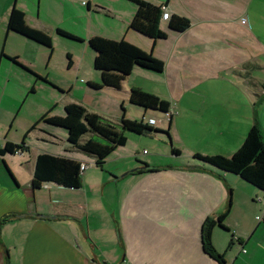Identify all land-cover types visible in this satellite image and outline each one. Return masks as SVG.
<instances>
[{"label":"crops","instance_id":"crops-1","mask_svg":"<svg viewBox=\"0 0 264 264\" xmlns=\"http://www.w3.org/2000/svg\"><path fill=\"white\" fill-rule=\"evenodd\" d=\"M124 1L131 5L98 4L106 16L116 21L114 26L103 29L104 38L124 40L150 52L163 62L164 68L156 73L136 67L122 81L119 90H99L110 96L112 107L118 100L120 107L125 101L131 105L128 102L131 88L169 103L165 120L155 121L150 115L147 120L153 119V127L167 131L168 138L180 135L187 156L191 157L190 163H184L179 169L186 172L172 173L173 178L169 179L175 186L171 197L177 199L186 217L172 225L135 226L128 224L125 207L117 202L114 207L108 202L114 197L120 199L116 186L124 179L144 174L135 173L140 165L123 166L122 161L134 158L141 165L160 167L152 157H138L140 142H132L135 145L132 150H121L123 153L115 156L121 148L118 147L101 168L95 166L98 171L90 169L93 158L68 146L64 130L41 125L42 131L35 134L37 144L25 142L29 151L0 156V264H216L202 250L201 226L205 219L224 213L223 225L228 230L214 227L211 239L215 250L223 254L225 264H264V193L238 176L194 158L195 154L231 156L243 143L255 118L264 139V46L255 38L251 23V17H264V4H255V0H144L164 7L170 16L184 17L190 22L187 30L177 33L168 29L167 21H162L160 28L166 38L152 41L127 28L135 5ZM44 2L0 1V24L4 33L0 65L2 61L9 63L10 57L22 65L17 66L34 80L27 94L36 93L39 83H55L39 73L33 62L27 63L24 59L26 48L32 51L31 47L37 48L39 44L7 32L11 9L22 11L32 28L56 35V30L61 29L78 37L69 27H62V18L49 21L41 17ZM91 8L88 4L86 15L98 12ZM93 36L99 35H90ZM6 47L10 52L5 51ZM98 76L99 80L92 78L89 83L100 82ZM48 106L43 114L52 109L51 115L58 116L53 106ZM85 107L98 116L100 124L117 131L122 117L132 121L140 118L127 116L126 110L119 114L98 111L87 104ZM142 111L141 120L145 122L147 111ZM125 136L133 140L142 135L126 133ZM6 142L18 143L3 137L0 149ZM177 142L172 139L175 148L181 150ZM41 153L89 165L82 175L81 187L64 188L45 182L34 188L35 159ZM105 164L109 166L107 170ZM181 229L191 230L192 236L185 241L172 240L173 232ZM227 235L229 242L232 236L237 239L229 248Z\"/></svg>","mask_w":264,"mask_h":264},{"label":"rangeland","instance_id":"rangeland-1","mask_svg":"<svg viewBox=\"0 0 264 264\" xmlns=\"http://www.w3.org/2000/svg\"><path fill=\"white\" fill-rule=\"evenodd\" d=\"M5 1L8 2V0ZM44 1L45 2L41 6V17L49 21L56 20V17L62 18V27H69L72 31L78 33V38L80 40L85 42L57 36L55 33L53 34V32H45L51 38V49L40 45H38L39 47L37 48L31 47L32 51L29 50L30 47L26 48L24 59L27 63L33 62L39 73L55 83L52 84L49 81H47L48 84L39 83L36 86V93L27 94L34 81L31 75L17 65L14 64V66L11 61H8L9 63L4 61L1 62L0 143H3V137H6V139L10 141H17L20 143L24 134L33 123L43 115L48 105L50 107L53 106V111H55L58 116H61L63 115L64 107L69 105L67 103L70 101V104H77L82 107L87 104L89 107L107 113L117 112L121 114L126 110L127 116L140 117L136 119H138V121L141 120L142 109L140 110L137 107L128 105L127 101L124 102L125 106L123 105L122 109L119 106V100L114 107H112L111 98L108 94L104 93L105 91L85 89L90 79L98 78L99 80V73L93 68L95 53L88 47L86 40L90 38V35L92 36L94 34H98V37L104 38L103 29L116 24L115 19H110L106 16L101 11L98 4H106L115 7L117 5L130 6L131 4L124 0ZM257 3L264 4V0H255V4ZM88 4L91 5L92 10L98 12L86 15L88 12ZM251 23L255 29V38L264 46V17L262 15L251 17ZM1 30L2 25L0 24V44L4 38V33H2ZM1 49L0 46V51ZM5 51L10 52L7 47ZM67 56L70 58L69 67L67 65ZM29 80L31 82H29ZM119 97L125 99L123 96ZM149 115L153 117L155 121L158 119L165 120L166 118L163 113L149 110L145 116L146 121ZM166 120H168V117ZM35 134H37L36 131L27 135L25 142L29 144L32 143V146L33 144L36 145ZM169 138L171 144H169ZM169 138L165 135L148 133L139 138H134L133 140L128 139L126 145L121 147L115 155L119 156L122 154L123 151L121 150H132L135 147L133 143L140 142L141 153L138 157H152L155 159V165H160V167L149 165L157 167L158 171L156 172L144 173L137 177H128L124 179L116 186L120 199L116 197L112 198V200L108 199L111 206H114V203L117 202L121 207H125V215L128 224H134L135 226L147 223L154 225L157 223L172 225L173 222L179 220V218L184 219L186 217V212L184 209L180 208L176 202L177 199L174 198L173 200L171 197L175 191V186L173 184L174 181H169V179L173 178L171 177L172 173L186 172L179 169L183 167L184 163H190L191 157L187 156L188 154L181 143L180 135L174 134L173 138L170 135ZM172 139L178 141L177 143L181 150L175 148ZM94 140L98 143L105 144L101 142L102 139L98 137H94ZM171 147L177 149L179 152L181 151V154L177 156L178 158L171 155ZM48 148L59 150L58 147L54 146H49ZM143 150L145 153H142ZM146 153L147 155H145ZM121 163L124 164L123 166L129 164L133 165V167L141 166L140 160L137 161L134 158L131 160L127 159ZM108 167L109 166L105 164L106 170ZM90 169L100 170L95 167L93 159H90ZM92 223H95V221L92 220ZM170 232L171 230H169V236ZM191 232L192 231L189 229L175 230L172 235V240H176V242L185 241V239H189L192 236ZM227 236L228 240L226 241V245L229 243V235ZM128 237H130V235H128Z\"/></svg>","mask_w":264,"mask_h":264},{"label":"trees","instance_id":"trees-1","mask_svg":"<svg viewBox=\"0 0 264 264\" xmlns=\"http://www.w3.org/2000/svg\"><path fill=\"white\" fill-rule=\"evenodd\" d=\"M135 5V12L128 23V29L136 32L152 41L166 38V33L160 28L162 22V7L153 5L144 0H127ZM169 30L181 33L190 27V22L184 17L171 15L167 20ZM7 32H15L28 40L41 46L51 49V38L44 32L27 25L25 15L22 11L13 7L9 13ZM57 35L68 39L80 41L61 29L56 30ZM87 45L94 54L93 68L100 74L99 83H87L93 90L102 88H112L119 90L122 81L131 74L136 67L148 71L160 73L163 71V62L154 58L150 52L124 41H114L98 36L90 37ZM68 58V67L70 58ZM9 60L21 66L16 59L10 57ZM128 102L146 111H157L163 114L168 113L169 103L161 100L157 96L144 92L138 88H131L128 95ZM123 109V107L121 106ZM52 109L41 115L24 134L20 143L6 142L0 149V156L9 154H21L29 151L25 145L28 134L34 131H42L41 125L64 130L66 132V143L68 146L79 153L95 159V166L102 167L104 161L118 148L126 144V133L135 135H145L148 133H168L162 132L149 126L143 120L132 121L125 117L121 118V128L119 131L102 125L98 121V116L87 111L84 107L77 104H69L64 107L63 116L51 115ZM98 137L105 144L94 140ZM171 153L178 156L180 152L171 147ZM195 159L215 167L221 171L232 173L243 181L249 183L264 193V139L261 128L255 118L241 146L229 157L223 155L204 156L194 155ZM80 163L76 160L64 156H55L47 153L38 154L35 159L32 185L38 188L41 183H54L64 188L78 189L81 187L82 175L80 173ZM6 171L11 176L8 169ZM158 171L157 167L142 163L141 167L135 170L136 174L152 173ZM223 215L217 218H207L201 226L202 250L216 264H225L223 254L218 253L212 244V230L220 227L227 231L223 225ZM232 239L228 243L229 248Z\"/></svg>","mask_w":264,"mask_h":264},{"label":"built area","instance_id":"built-area-1","mask_svg":"<svg viewBox=\"0 0 264 264\" xmlns=\"http://www.w3.org/2000/svg\"><path fill=\"white\" fill-rule=\"evenodd\" d=\"M162 11H163V12H162L161 20H162V21H167V20H169V18H170V14H169V12H168L164 7H162ZM154 123H155V122H154L153 119H149V120H147V123H146V124L149 125V126H153ZM143 153H145V152H143ZM88 167H89V165H87V164H81V165H80V168H79L80 173L83 174L84 171L88 169ZM256 219H257V220H260V217H256ZM242 252L245 253V250H242Z\"/></svg>","mask_w":264,"mask_h":264}]
</instances>
